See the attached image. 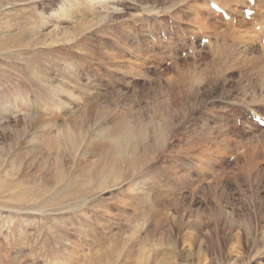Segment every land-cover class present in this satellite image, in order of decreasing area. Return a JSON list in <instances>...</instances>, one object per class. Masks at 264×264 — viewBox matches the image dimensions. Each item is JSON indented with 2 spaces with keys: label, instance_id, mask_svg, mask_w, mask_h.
Instances as JSON below:
<instances>
[{
  "label": "rangeland",
  "instance_id": "374dc122",
  "mask_svg": "<svg viewBox=\"0 0 264 264\" xmlns=\"http://www.w3.org/2000/svg\"><path fill=\"white\" fill-rule=\"evenodd\" d=\"M206 1L0 0V264H264L262 44ZM170 18L211 41L162 70Z\"/></svg>",
  "mask_w": 264,
  "mask_h": 264
},
{
  "label": "bare ground",
  "instance_id": "6f19581e",
  "mask_svg": "<svg viewBox=\"0 0 264 264\" xmlns=\"http://www.w3.org/2000/svg\"><path fill=\"white\" fill-rule=\"evenodd\" d=\"M215 1L217 4H219L222 8H224L226 11H228L229 14L233 15L235 13H238L240 12V8L242 6H245L247 3H248V0H213ZM205 2V1H204ZM207 2V1H206ZM255 6H254V9L256 10V13L255 15L259 16V14H261L263 11H264V0H256L255 1ZM197 3V2H196ZM188 5V4H187ZM236 7V8H233V7ZM173 7V6H172ZM62 8V7H61ZM175 9V8H173ZM190 9H191V13L192 15L190 16L191 17V20L193 21V23H198L200 24L201 27H203V29H208L210 27L209 25V18L208 16H206V12H208L209 10L213 11L209 5V3L207 2V4L204 5V3H200V4H192L190 5ZM204 9V10H203ZM170 10V9H169ZM183 12L185 11H178V10H175V14L174 16L176 15V17H181L183 16ZM213 13H215V11H213ZM264 13V12H263ZM216 14V13H215ZM158 15V14H157ZM244 16V13L241 14ZM263 15V14H262ZM160 16V15H159ZM175 17V18H176ZM211 17V16H210ZM264 17V15H263ZM155 18V17H154ZM188 18V17H187ZM178 19V18H177ZM232 19V18H231ZM256 19V18H255ZM158 20V19H157ZM264 20V18H263ZM182 21V20H181ZM159 22V21H158ZM160 24V23H158ZM165 25V24H164ZM212 26V25H211ZM153 28V27H152ZM65 30V29H64ZM135 31V30H134ZM67 32V31H66ZM131 32V31H130ZM57 33V31H56ZM60 33V32H58ZM240 33V32H239ZM157 34V33H156ZM245 34H246V41H245V44H250L249 46H252L256 43H261L262 44V35L263 33L261 32H258L256 30V26H255V30L253 29H250V28H247V30L245 31ZM148 38V37H147ZM242 38V39H243ZM122 39V38H121ZM124 39V38H123ZM260 39V40H259ZM148 40V39H146ZM125 41V40H123ZM145 41V40H144ZM127 42V41H126ZM210 42V40H209ZM131 44V42H130ZM148 44V43H147ZM131 46V45H129ZM226 46V45H225ZM248 45H245L246 48ZM127 47V46H126ZM141 48V47H140ZM222 51V50H221ZM247 51V50H246ZM120 52V51H119ZM226 52V51H225ZM95 53V52H94ZM101 53V52H100ZM118 54V53H117ZM155 54V53H154ZM227 55V54H226ZM149 56V55H148ZM229 58V57H228ZM227 59V58H226ZM242 60V59H241ZM251 60V59H250ZM252 60L254 61V63H260L263 65L264 67V45L262 44V47L260 48L259 50V53H257L256 55L254 54ZM248 62V61H247ZM250 62V61H249ZM133 64V63H131ZM248 64V63H247ZM246 64V65H247ZM249 65V64H248ZM139 66V65H138ZM232 66V65H231ZM250 66V65H249ZM132 67L134 68V66L132 65ZM262 67V66H261ZM233 68V67H232ZM246 69V68H245ZM249 69V68H247ZM261 71V70H260ZM246 72V71H245ZM145 74V73H144ZM143 74V75H144ZM133 76V75H132ZM66 81V80H65ZM67 84V83H66ZM254 104V103H253ZM57 105V104H56ZM62 106V105H61ZM257 107V106H256ZM124 122L122 120H119L117 121V124H115L113 126V129L110 130V136H109V139L112 140V149H114V159L115 160H118L120 159V155H123L124 154V149H126L127 146H130L132 148V151L130 153V156L131 157H138L137 155V149H138V145H137V137L135 135V131L131 128V127H125V125H123ZM142 133V131L140 132ZM137 134V133H136ZM141 135V134H140ZM63 136H65V138L67 139V143L68 145L76 150L77 148L80 147V144H81V140L83 141L82 137L79 138L77 137L76 135H74L73 133H71V131H69L68 129H66L65 131H63ZM138 136V134H137ZM145 136V134L143 135ZM142 138V136H141ZM163 136H158V139H162ZM143 140V139H142ZM141 140V141H142ZM124 141L126 143H124ZM140 141V140H139ZM145 141V140H144ZM143 143V142H142ZM254 152V151H253ZM252 152V153H253ZM255 153V152H254ZM118 155V156H117ZM133 160V158H132ZM135 161H138L139 162L141 161L140 157L138 158H135L134 159ZM131 162V161H130ZM142 164V163H140ZM115 165V164H114ZM117 166V164H116ZM118 167V166H117ZM117 172V174H120L123 172L122 170V167H119V168H115ZM121 176V174L119 175ZM119 178V177H118ZM77 259V258H76Z\"/></svg>",
  "mask_w": 264,
  "mask_h": 264
}]
</instances>
